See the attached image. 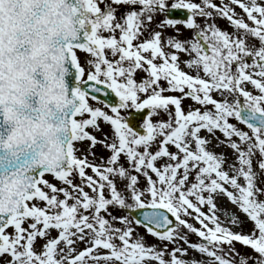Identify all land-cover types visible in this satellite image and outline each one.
Here are the masks:
<instances>
[{"label": "snow or ice", "instance_id": "6c2138e0", "mask_svg": "<svg viewBox=\"0 0 264 264\" xmlns=\"http://www.w3.org/2000/svg\"><path fill=\"white\" fill-rule=\"evenodd\" d=\"M0 264H264V0H0Z\"/></svg>", "mask_w": 264, "mask_h": 264}, {"label": "rangeland", "instance_id": "374dc122", "mask_svg": "<svg viewBox=\"0 0 264 264\" xmlns=\"http://www.w3.org/2000/svg\"><path fill=\"white\" fill-rule=\"evenodd\" d=\"M220 24L223 26L224 25V21L223 20H221L220 21ZM169 31H171V29H169ZM186 35H187V33H185ZM78 57H79V59L81 60V61H83V58H84V53H81V52H79L78 53ZM96 152H97V154L99 155V154H101V152H102V150L99 148V147H97V149H96ZM89 159H91V156L89 157ZM46 178H48V179H52V177L51 176H47ZM141 231H143V229H141ZM149 239L151 240V237H149ZM190 239L192 240V241H196V236H191L190 237Z\"/></svg>", "mask_w": 264, "mask_h": 264}, {"label": "clouds", "instance_id": "9594fccd", "mask_svg": "<svg viewBox=\"0 0 264 264\" xmlns=\"http://www.w3.org/2000/svg\"><path fill=\"white\" fill-rule=\"evenodd\" d=\"M12 39L10 38L9 36L5 35L4 37V45H5V48H8L10 45H9V40ZM15 44V41L13 40V46ZM13 55H15V53H13Z\"/></svg>", "mask_w": 264, "mask_h": 264}, {"label": "water", "instance_id": "95a60500", "mask_svg": "<svg viewBox=\"0 0 264 264\" xmlns=\"http://www.w3.org/2000/svg\"><path fill=\"white\" fill-rule=\"evenodd\" d=\"M113 98H114V94H113Z\"/></svg>", "mask_w": 264, "mask_h": 264}]
</instances>
